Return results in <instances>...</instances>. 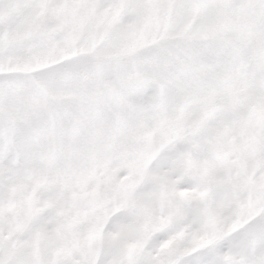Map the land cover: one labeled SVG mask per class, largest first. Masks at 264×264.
Wrapping results in <instances>:
<instances>
[{"label": "snow or ice", "instance_id": "snow-or-ice-1", "mask_svg": "<svg viewBox=\"0 0 264 264\" xmlns=\"http://www.w3.org/2000/svg\"><path fill=\"white\" fill-rule=\"evenodd\" d=\"M0 264H264V0H0Z\"/></svg>", "mask_w": 264, "mask_h": 264}]
</instances>
